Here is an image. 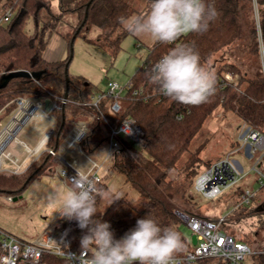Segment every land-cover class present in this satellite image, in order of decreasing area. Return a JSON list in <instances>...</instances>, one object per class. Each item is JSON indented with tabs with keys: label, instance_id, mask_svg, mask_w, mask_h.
Returning a JSON list of instances; mask_svg holds the SVG:
<instances>
[{
	"label": "trees",
	"instance_id": "obj_1",
	"mask_svg": "<svg viewBox=\"0 0 264 264\" xmlns=\"http://www.w3.org/2000/svg\"><path fill=\"white\" fill-rule=\"evenodd\" d=\"M56 1L55 12L51 0H0L2 15L8 9L14 12L7 27L0 29V122L16 110L15 99L18 97L43 101L61 99L67 89L68 103L58 104V108L50 113L54 120V130L45 147L59 150L72 127L77 122H84L86 133L80 141V149L91 159L92 154L107 144L101 121H90L93 115L103 113L111 117L113 123L124 116L133 118L143 131L142 143L140 146L123 143L120 151L116 152L111 160V169L123 176L124 182L138 192L139 202L133 204L123 197L108 206L109 196L114 193L102 179L97 184L100 194L96 195L98 212L95 218L111 225L110 230L115 239L122 238L135 228L138 219L146 216L157 220L162 227L173 226L181 234L185 244V250L175 257L183 256L193 245L179 230L181 222L176 215L179 208L171 193L172 181L168 179L169 172L176 169L181 155L189 151L192 140L208 116L217 108L234 113L247 128L264 132V74L257 71L248 79L241 77L239 82L233 85L222 82L221 73L226 70L235 74L238 70L211 65L212 58L220 50L240 37L243 25L247 26L253 37L251 51L258 60L260 59L251 0H205L206 4H212L218 12L217 18L210 22L206 32L184 34L172 44L156 41L131 77L132 89L123 96L121 101L126 104L118 115L110 114L109 106L112 100L108 96L101 100L98 110L92 106H82V103L90 102L91 96L104 93V90H99L85 77L71 76L68 71L66 74L65 69L71 62L72 45L77 38L88 45L108 50L115 58L121 51L122 41L132 35L123 28L118 18L147 13L151 0ZM257 1L264 43V0ZM68 16L74 18L73 25L70 26L71 31L60 33L66 45L67 57L59 61H47L43 55L48 41L54 33L58 34V27ZM28 24L32 27L30 33L26 31ZM94 30L96 36L91 37L90 33ZM185 44L194 46L195 51L199 53L201 64L216 78L214 95L199 106L184 105L165 97L149 78L152 67L163 55L172 48ZM17 71H23L27 75L12 77L4 83L6 76ZM140 88L143 89V97L134 96L133 91ZM146 96L147 98H144ZM204 146L203 143L191 151L182 167L178 168L184 181L189 182L192 187L200 173L199 166L202 162L198 155ZM55 162L57 161L47 152H43L23 174H0V194L6 197L20 196L40 174L47 172L49 177L56 167ZM204 166L208 168L210 163L206 162ZM244 189L236 186L228 192L227 213L224 215L226 221L221 225V229L247 244L243 238L237 236V231L230 230L226 225L231 220L264 214V209H260L264 201H257L253 208L249 206L254 202V197L250 205L241 204L240 195ZM259 189H264V186ZM179 190L183 193V200L191 203L192 207L196 205L189 195L185 196L184 188ZM182 212L209 221H218V217H207L191 209L184 208ZM86 231L80 229L76 221H69L61 229V245L64 249L81 252L80 241ZM86 251L91 256L92 250ZM257 260L259 264H264V256L257 257ZM43 261L45 264H69L52 255L43 256ZM206 263L209 261L200 264Z\"/></svg>",
	"mask_w": 264,
	"mask_h": 264
},
{
	"label": "rangeland",
	"instance_id": "obj_2",
	"mask_svg": "<svg viewBox=\"0 0 264 264\" xmlns=\"http://www.w3.org/2000/svg\"><path fill=\"white\" fill-rule=\"evenodd\" d=\"M51 4L53 10L56 12L57 1L51 0ZM1 15L2 11L0 10ZM73 22L74 18L71 16L64 19V22L58 27V34L54 33L50 37L47 49L55 47V40H61L60 33L71 31L70 26L73 25ZM31 28V24H28L26 28L27 33H30ZM90 34L91 37H95L96 31L94 30ZM155 42V40L147 35H128L121 43V51L113 58L108 50L99 46L88 45L82 39L77 38L72 45V59L68 66V74L87 78L99 90H105L108 82L115 81L120 85H124L141 66L142 61ZM252 45L253 37L250 35L247 26L243 25L240 37L231 45L220 50L212 58L211 65L216 68L227 66L230 70L234 68L238 72L233 75H237L239 79L241 77L248 79L257 71L264 73L261 68L260 59L258 60L256 55L251 51ZM66 57L67 53L65 52L64 58ZM224 72L228 71L224 70ZM39 101L42 102L43 100L31 98L30 103L25 106L20 118L23 115L27 116L32 110V106ZM120 103L122 107L126 104L123 101H120ZM40 112V110H35V113ZM9 118L5 117L1 120L0 128L4 126ZM49 118L50 124L53 123L54 125V120L51 116ZM21 120L20 122H22ZM20 122V130L16 133V136L21 141L32 139L34 143L37 136L33 133L35 131L32 125L42 127L44 122L37 121L29 125L21 124ZM246 129L247 126L234 113L229 111L224 112L221 108H217L208 116L201 130L192 140L189 151L181 155L176 164V169L168 174V179L172 181L171 193L180 210H177L178 212L183 213L184 208L191 209L207 217H222L227 213L228 192L214 200H206L194 191L189 182L184 181L182 174L178 170L185 163L189 153L203 143L205 146L198 155L202 162L199 166L200 173L206 169L204 166L206 162L212 164L227 156L231 160L243 158V170L247 172V176L237 186L248 188L254 193V202L249 207L253 208L257 201L258 203L264 201V189H259L257 183L258 174L253 171L255 161L262 153L256 152L251 157L245 156V150L241 148L240 136ZM106 148L107 145L104 144L95 154L90 156L98 164H102L99 169V175L103 177L104 182L112 193H119L129 202L137 204L139 202L138 192L128 183L124 182L123 176L113 172L110 161L103 163ZM15 150V147L7 148V151L18 154L22 158L27 156L25 152L18 153ZM261 162L262 165L258 169L264 172V159ZM55 166H60V164L55 162ZM70 187L71 185L68 183L65 184L59 180L53 183L49 182L48 174L45 172L37 176L20 196H12L11 201H8L4 194H0V227L26 241L40 237L54 221L58 213L57 211L62 206L63 195ZM181 188H184L185 196L189 195L193 202H196V205L192 207L191 203H187L181 198L183 196V193L179 190ZM54 194L55 200L52 199ZM14 198H17V200L13 201ZM260 209H264V203L261 204ZM226 225L230 230L237 231V236L243 238L250 248L258 249L264 247V214L231 220ZM179 230L184 237L187 239L191 238L192 234L190 230L183 223H180ZM245 262L247 264L260 263L256 258H246Z\"/></svg>",
	"mask_w": 264,
	"mask_h": 264
},
{
	"label": "built area",
	"instance_id": "obj_3",
	"mask_svg": "<svg viewBox=\"0 0 264 264\" xmlns=\"http://www.w3.org/2000/svg\"><path fill=\"white\" fill-rule=\"evenodd\" d=\"M255 31L258 40L261 68L264 71V43H262V29L259 17V3L257 0H251ZM14 12L10 9L0 16V29L6 27ZM138 47V46H137ZM264 74V73H262ZM222 82L236 85L240 80L237 75L229 72L221 74ZM132 89V83L129 80L126 84L120 85L117 82H108L104 93L91 96L89 103H82V106H92L99 109L98 105L104 97L108 96L112 102L109 106L110 114L118 115L122 106L120 101L123 96ZM142 88L133 91L134 96H142ZM144 98H147L144 97ZM31 98L18 97L15 99L17 104L16 110L11 114L9 120L0 128V174L3 175H20L23 174L31 164L43 153L47 152L55 159L60 166L55 167L54 171L48 177L49 182L56 180L72 186V180L80 176L87 177L93 182L97 189V184L102 181L99 175V169L102 164L86 157L80 149V141L86 133L84 122H77L61 143L59 150L48 149L45 144L41 149L32 155L24 150H17L18 153L25 152L26 157H20L7 151L10 144L15 143L16 133L20 130L21 124L31 117L32 111L37 110L50 113L58 104L66 105L67 99H50L49 107H46L44 101H39L32 106L30 113L21 117V113ZM50 119V118H49ZM94 119L101 121L104 127V134L107 138V148L103 156V163L111 162L115 153L120 151L123 143H129L140 146L143 138V131L138 123L130 116H124L118 122L113 123L112 118L103 113L93 115L90 121ZM51 130L48 136L53 133L54 125L50 124ZM49 137H47L48 139ZM46 139V141H47ZM241 148L248 152L251 157L256 152H261V156L255 161L253 171L257 172V183L259 187L264 186V172L258 168L262 165L264 159V132L262 130L247 128L240 136ZM84 159V164L81 163ZM247 172L242 171L234 160L225 157L218 160L203 172L199 173L194 180V191L206 200H214L222 194L231 191L245 177ZM98 191V190H97ZM254 193L245 188L240 195L241 204L250 205ZM8 201L12 200L11 196L6 197ZM180 222L187 226L191 234L196 237V244L183 256L174 257L173 264H200L209 261L206 264H247L246 258H256L264 256V247L252 249L244 242L236 240L233 236L225 233L221 225L226 221L225 216L218 217L217 222L209 221L197 216H190L181 212H176ZM70 220L61 218L58 212L54 221L48 227L46 232L40 237L31 241L20 239L0 227V264H45L43 256L52 255L56 258L67 261L69 264H87L90 257L86 250L77 253L69 249H64L61 245V229L67 225ZM255 264V263H253Z\"/></svg>",
	"mask_w": 264,
	"mask_h": 264
},
{
	"label": "clouds",
	"instance_id": "obj_4",
	"mask_svg": "<svg viewBox=\"0 0 264 264\" xmlns=\"http://www.w3.org/2000/svg\"><path fill=\"white\" fill-rule=\"evenodd\" d=\"M217 16L216 8L205 0H151L147 13L121 16L118 21L130 34L172 44L184 34L206 32ZM149 78L162 95L184 105L199 106L216 90L214 74L201 64L194 46L187 44L163 55ZM97 194L93 182L78 174L57 211L61 218L74 220L87 230L80 241L81 250H92L87 264H173V258L185 250L175 227H162L149 216L138 219L135 228L115 239L111 225L95 218ZM122 198L119 193L110 195L108 206Z\"/></svg>",
	"mask_w": 264,
	"mask_h": 264
},
{
	"label": "crops",
	"instance_id": "obj_5",
	"mask_svg": "<svg viewBox=\"0 0 264 264\" xmlns=\"http://www.w3.org/2000/svg\"><path fill=\"white\" fill-rule=\"evenodd\" d=\"M54 46H55L54 48L49 47V49H47L46 47V50L43 55L45 60L53 62V61H59V60L64 59L65 52H66V45L64 41L62 39L55 40ZM37 121H43L44 124L42 127L32 125L33 130L36 132V133L35 132L33 133L35 136H37L34 143L32 139L21 141V139L16 137L15 143L10 144L8 148L15 147L16 149L15 151H17L18 149L20 151L24 150L26 153H29V155H32L35 152H37L39 149H41L46 142V139L50 133L51 127H50L49 117L46 115V113H42V112L35 113L34 110L32 111L31 117L26 120L25 125H29L32 122H37ZM31 143L33 144L31 145ZM245 156L250 157L247 151H245ZM234 161L236 162L237 166L242 171H244L243 165H242L244 164L243 158L240 160H234ZM83 162H85L84 159L83 160L81 159V163Z\"/></svg>",
	"mask_w": 264,
	"mask_h": 264
},
{
	"label": "water",
	"instance_id": "obj_6",
	"mask_svg": "<svg viewBox=\"0 0 264 264\" xmlns=\"http://www.w3.org/2000/svg\"><path fill=\"white\" fill-rule=\"evenodd\" d=\"M67 71H68V66H67L66 69H65V73H66V74H67ZM25 75H27V74H26L25 72H23V71L13 72V73H11V74H9L8 76L5 77V79H4V83H5L8 79H10V78H12V77H20V76H25ZM66 81H67V83H68V79H67ZM67 97H68V90L66 89V91H65V93H64V95H63V99H67ZM49 103H50L49 100H45V101H44V104H45L46 107H49ZM48 137H49V136H48ZM16 200H17V198H14V199H13V201H16ZM190 241H191V244L194 246V245L196 244V237H195L194 235H192L191 238H190Z\"/></svg>",
	"mask_w": 264,
	"mask_h": 264
},
{
	"label": "bare ground",
	"instance_id": "obj_7",
	"mask_svg": "<svg viewBox=\"0 0 264 264\" xmlns=\"http://www.w3.org/2000/svg\"><path fill=\"white\" fill-rule=\"evenodd\" d=\"M48 137V136H47Z\"/></svg>",
	"mask_w": 264,
	"mask_h": 264
}]
</instances>
